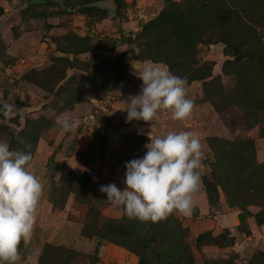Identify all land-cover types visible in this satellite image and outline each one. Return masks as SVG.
<instances>
[{
  "label": "rangeland",
  "instance_id": "374dc122",
  "mask_svg": "<svg viewBox=\"0 0 264 264\" xmlns=\"http://www.w3.org/2000/svg\"><path fill=\"white\" fill-rule=\"evenodd\" d=\"M186 1L121 0L117 8L115 0H0V108L14 105L10 115L0 112V140L10 150L31 153L28 170L43 185L32 236L19 245L17 264H138L134 254L96 236L105 220L122 221L125 213L99 189L115 183L123 190L125 164L145 155L149 136L181 131H192L201 140V183L190 215L173 212L155 223L181 225L193 264L240 261L236 244L250 235V225L259 226L255 215L264 204V179L243 181L240 209L229 195L236 191L233 183L227 194L212 171L239 173L242 163L256 170L264 165V12L256 14L260 0H221L217 13L225 17L208 24L185 51L193 71H210L207 79L186 83V98L194 101L189 117L173 120L168 110L151 122H126L123 111L141 90L139 76L146 64L170 71L146 48L144 27L168 6ZM242 8L249 9L253 30L244 32L235 25ZM232 10L237 14H230ZM96 56L123 58L127 65L95 63ZM177 65V72L186 71ZM66 115L80 123L62 135L58 121ZM223 204L236 214V226L222 228L213 221ZM205 234L211 238L197 243ZM257 253L264 252L243 259L245 264H259Z\"/></svg>",
  "mask_w": 264,
  "mask_h": 264
},
{
  "label": "clouds",
  "instance_id": "9594fccd",
  "mask_svg": "<svg viewBox=\"0 0 264 264\" xmlns=\"http://www.w3.org/2000/svg\"><path fill=\"white\" fill-rule=\"evenodd\" d=\"M139 94L130 97L126 122H151L160 111H171L173 120L190 116L194 101L186 98V79L174 75L166 66L148 63L139 76ZM14 105L0 108L10 115ZM79 118L64 116L58 121L60 133L67 134L79 126ZM141 158L125 164L124 189L115 183L99 191L114 206L122 207L129 219L159 222L173 212L188 216L193 211L194 194L201 183L199 167L202 145L192 131L169 132L152 138ZM30 152L10 150L0 140V264H17L19 245L31 238L36 210L43 193L41 180L28 170Z\"/></svg>",
  "mask_w": 264,
  "mask_h": 264
},
{
  "label": "trees",
  "instance_id": "16d2710c",
  "mask_svg": "<svg viewBox=\"0 0 264 264\" xmlns=\"http://www.w3.org/2000/svg\"><path fill=\"white\" fill-rule=\"evenodd\" d=\"M120 1L121 0H115L117 8L119 7ZM220 1L221 0H188L180 5H170L157 19L147 24L141 33L146 43V48L155 52L154 55L156 57L154 56V60L165 63L174 75L180 77L187 75V84L192 81H202L210 77L209 69L198 70V72L193 71L190 63L186 61L185 51L193 47V44L196 43V37L200 36V32H205L208 24H211L214 20L220 19L222 16L225 17L224 14L220 16L217 13ZM245 10L249 9L242 8L240 15H237L239 19L235 24H239L238 27H242L243 30H245L244 32L253 30L249 25V21L247 20L248 14ZM258 10L259 11L256 12L257 15H260L262 11L264 12V0H260ZM230 14L235 15L237 13L232 10ZM225 41L227 42V40ZM226 42L224 43L226 44ZM93 60L95 63L100 62L113 67H126L127 65L123 58L108 60L103 56H96ZM260 60L264 63V51L262 52ZM177 64H183L184 68L187 67V69H185L186 71L183 72V70H181L177 72L175 69L181 68V65ZM209 144L215 148L213 140H209ZM222 144L226 147L232 146L230 143L223 142ZM246 144L249 146V143ZM222 161V157L219 156V165H221ZM212 177L227 194L230 193L228 187L233 183L234 190L236 191L229 195H234L233 204L242 209L243 206L239 203V197L244 189L243 181L247 180L249 182L250 179L253 178L256 183V178L259 180L260 178L264 179V165L256 170L242 163L241 172L239 173L235 169L232 172L230 169L224 171L223 168H214ZM205 185H209V181H207ZM250 189L253 190L252 188ZM251 190L246 191L247 196H253ZM255 194V196L258 195L256 192ZM263 195L264 194H262V196ZM207 196L209 200L212 199L210 191L207 192ZM239 220L242 222L244 217L242 215L239 216ZM255 220L257 225H264V204L262 206V211L255 215ZM101 230L103 231L102 233L95 234L97 237L128 250L138 258V264L194 263L191 248L185 242L186 231L175 221L163 227H158L157 224L153 222L142 225L139 223L132 224L124 213L122 221L105 220ZM109 235H117V238L110 239ZM210 238V234H205L198 238L197 243ZM257 254L258 258L261 260L259 264H264V253ZM251 262L253 264V261ZM230 263L233 264L234 261Z\"/></svg>",
  "mask_w": 264,
  "mask_h": 264
},
{
  "label": "crops",
  "instance_id": "0c3cea01",
  "mask_svg": "<svg viewBox=\"0 0 264 264\" xmlns=\"http://www.w3.org/2000/svg\"><path fill=\"white\" fill-rule=\"evenodd\" d=\"M204 198V196H203ZM205 199V198H204ZM203 199V200H204ZM202 207L206 208L205 204L202 203ZM220 210L221 213L215 215L214 222L216 226H220L222 228H228L236 226L238 223L237 216L234 212H232L227 205H221ZM213 221H209L211 224ZM81 244V243H80ZM83 244V243H82ZM237 252L240 253L241 259L237 264H245L243 259L249 258L253 253L257 251L264 252V225L255 226L254 224L250 225V235H243V239L238 241L236 244ZM87 247V245L85 246ZM90 247H92L90 245Z\"/></svg>",
  "mask_w": 264,
  "mask_h": 264
}]
</instances>
